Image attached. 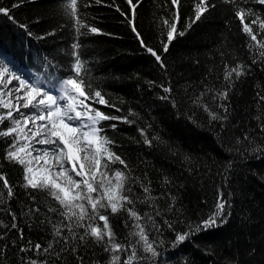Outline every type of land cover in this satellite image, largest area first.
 <instances>
[{
  "label": "trees",
  "instance_id": "16d2710c",
  "mask_svg": "<svg viewBox=\"0 0 264 264\" xmlns=\"http://www.w3.org/2000/svg\"><path fill=\"white\" fill-rule=\"evenodd\" d=\"M198 2L181 0L177 29L185 34L177 35L166 53L162 41L167 42L168 28L163 19L172 22L170 0H140L136 7L133 23L144 43L161 55L166 65L161 68L132 31L127 0H78L84 23L100 30L93 34L81 29L86 34L80 36L60 0H0V7L10 9L9 15L0 14V59L11 61L10 66L27 75L56 82L69 74L74 61L71 45L78 43L86 82L100 90L113 106L88 103L110 116L124 117L129 110L137 114L129 117L135 121L133 124L108 120L101 126L104 134L115 141L112 150L131 170L129 186L137 197L135 209L160 253L139 264H264V152L251 151L254 147L264 148V132L260 131L264 101L257 96H264V60L254 48L249 49L250 38L243 33L228 0H210L215 7L188 28ZM242 6L251 7L264 19V6L254 0H242ZM262 38L264 33L257 37ZM225 64H241L246 73L238 80L233 76L227 101L213 100L215 91L226 87ZM162 86L170 87L171 93H165ZM202 92L205 95L201 102L227 115V120H210L208 113L192 102ZM164 96L168 99H161ZM220 104L228 107V113ZM9 123L5 121L0 130ZM140 128L150 139H158L148 146ZM245 135L250 141L244 140ZM11 143V137H0V173L6 175L14 191L10 200L6 190L0 197V221L9 225L8 229L0 226V264H27L30 259L47 264H79L81 256L84 264H109L102 248L78 239L54 244L52 254L20 251L31 247L29 240L47 247L52 240L48 221L56 223L63 218L48 211L59 206L47 192L22 186L23 168L5 159ZM112 168L124 170L118 163ZM140 183L150 186L152 199H145ZM2 184L0 181V188ZM218 192L228 201L227 223L174 244L176 232L187 231L189 224L194 226L212 211ZM7 209L17 217L23 239L18 229L10 228L12 219ZM109 216L117 239L124 242L127 237L135 243L138 238L128 235L135 229L125 226L133 224L126 219L127 214ZM63 235L69 236L66 229ZM136 246L140 254L148 255ZM62 247L66 250L61 252ZM73 247L77 252L71 251Z\"/></svg>",
  "mask_w": 264,
  "mask_h": 264
},
{
  "label": "snow or ice",
  "instance_id": "6c2138e0",
  "mask_svg": "<svg viewBox=\"0 0 264 264\" xmlns=\"http://www.w3.org/2000/svg\"><path fill=\"white\" fill-rule=\"evenodd\" d=\"M60 2L65 15L72 21L77 36L86 34L81 32V29H87L93 34L99 33L100 30L97 27L84 23L78 11V0H60ZM101 2L102 0H96V3ZM180 2L181 0H170L173 7L172 22L169 23L168 19H163V24L168 28L167 42L162 41L165 53L168 52L169 44L177 35L185 34L177 29ZM228 2L234 6V16L239 20L243 33L250 38L249 49L254 48L259 58L264 60V38L257 39L261 33H264V19L251 7L242 6V0H228ZM127 3L131 6L132 16L128 22L132 26V31L136 34L141 46L155 58L161 68H165L161 55L144 43L133 23L135 10L140 0H136V3H133V0H127ZM254 3L264 6V0H254ZM13 7H18V4H13ZM214 7L210 0H199L195 7V18L190 20L188 28ZM116 10L120 11L121 15H125L118 7ZM9 13L10 9L7 7H0V14L9 15ZM254 26H257V31H254ZM21 27L26 26L21 25ZM71 48L74 61L69 68V74L56 82L45 81L31 75L26 76L14 70L10 66L11 61L0 59V109L4 110L0 111V125H3L5 121L10 122L8 127L0 130V137L12 138V143L6 150L5 159L23 168L22 186L25 189L47 192L59 206V209L50 207L48 211L58 213L63 218L56 223L48 221L52 226V240L48 242L47 247H42L40 243L33 244L29 240L27 243L31 247L21 248L20 251L52 254L54 244H60L61 240L67 244L71 238L78 239L84 244L90 241L102 248L109 256V264H139L147 260L149 256L159 257L160 253L154 246L155 241L149 239L146 227L140 223L142 217L135 209L137 197L129 186L131 170L128 169L126 161L112 150L115 141L104 134L101 126L103 121L108 120L133 124L135 121L129 117L137 114L129 110L128 115L124 117L110 116L92 107L89 101L110 107L113 105L109 104L100 90L92 89L91 84L86 82L83 75L86 69L78 51L79 44L73 43ZM253 63H256L255 58ZM245 73L246 69L241 64L233 67L225 64L223 78L227 82L226 87L223 91L216 90L211 98L227 101L229 89L233 86V76L238 80ZM13 81H16V84H13ZM163 91L171 93L172 90L170 87H163ZM206 91L211 90L206 89ZM204 95L205 93L202 92L192 102L207 112L210 120H227V115H220L207 103L201 102ZM257 96L264 101V96L259 93ZM161 99H168V97L164 96ZM175 106L173 102V107ZM219 107L224 113H228L229 109L225 104H220ZM22 109L28 111L25 112ZM256 119L259 121L261 117L257 116ZM111 127L115 128L116 125L113 124ZM138 131L143 137V142L148 146L152 145L153 139H158L156 137L150 139L143 128ZM260 131L264 132V122L260 124ZM244 140L250 141V137L245 135ZM240 142L237 138L236 143ZM36 145L48 147L37 148ZM251 151L261 153L264 152V148L254 147ZM117 163L122 165L124 170L113 169L112 165ZM230 166L231 163H229ZM0 181L3 182L0 197H4V190H6V197L10 200L14 196V191L4 173H0ZM165 183H167L166 179ZM140 187L146 194L145 199H152L150 186L140 183ZM32 199L35 200V196ZM227 205V199L218 192L212 211L194 226L189 224L187 231L176 232L174 244L179 245L195 234L227 223L230 215L227 212ZM35 211L39 212V208ZM109 213L112 216L127 214L126 219L133 221V224L125 226L135 229L128 233L129 236L138 238L135 243L127 237L124 242L117 239ZM7 214L12 219L10 228L18 229L15 214L10 209H7ZM165 223L169 228H173L170 222L165 221ZM0 226L9 228V225L4 224L3 221H0ZM65 229L69 236L63 235ZM77 229L83 231L77 232ZM18 231L20 238L23 239V230L18 229ZM136 245H140L142 253L148 255L140 254ZM64 250L66 249L63 247L60 249L61 252ZM71 251L77 252L76 247H73ZM56 255L59 257L60 253L57 252ZM78 259L79 264H84L82 256ZM27 264H47V261L38 262L30 259Z\"/></svg>",
  "mask_w": 264,
  "mask_h": 264
},
{
  "label": "rangeland",
  "instance_id": "374dc122",
  "mask_svg": "<svg viewBox=\"0 0 264 264\" xmlns=\"http://www.w3.org/2000/svg\"><path fill=\"white\" fill-rule=\"evenodd\" d=\"M13 68H14V70H16V71H18L19 73H22V74H24V75H26V76H29V75H27L26 73H24L23 71H21L20 69H17L16 67H14V66H12ZM13 84H16V81H13ZM22 111H28V110H23L22 109ZM29 127H31V125H29ZM37 147V146H36ZM77 179H79V178H77Z\"/></svg>",
  "mask_w": 264,
  "mask_h": 264
},
{
  "label": "bare ground",
  "instance_id": "6f19581e",
  "mask_svg": "<svg viewBox=\"0 0 264 264\" xmlns=\"http://www.w3.org/2000/svg\"><path fill=\"white\" fill-rule=\"evenodd\" d=\"M9 87H12V85H9ZM37 148H43V147H48V146H42V145H36Z\"/></svg>",
  "mask_w": 264,
  "mask_h": 264
}]
</instances>
